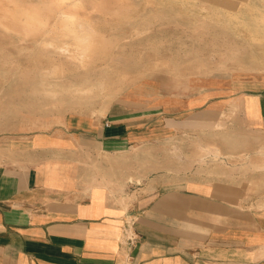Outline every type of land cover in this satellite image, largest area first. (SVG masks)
I'll return each instance as SVG.
<instances>
[{"label": "crops", "instance_id": "crops-1", "mask_svg": "<svg viewBox=\"0 0 264 264\" xmlns=\"http://www.w3.org/2000/svg\"><path fill=\"white\" fill-rule=\"evenodd\" d=\"M212 90L0 144V264H264V86Z\"/></svg>", "mask_w": 264, "mask_h": 264}, {"label": "rangeland", "instance_id": "rangeland-1", "mask_svg": "<svg viewBox=\"0 0 264 264\" xmlns=\"http://www.w3.org/2000/svg\"><path fill=\"white\" fill-rule=\"evenodd\" d=\"M92 1H85V5L75 10V13L91 19L97 30L106 37L119 40L113 55L114 61L123 64L127 70L131 68V73H137L150 63L161 65L166 61L167 66L157 68L151 76L140 78L135 88L128 89L130 87L125 83L119 85L120 89L113 91L109 97L98 95L86 102L66 97L52 101L35 92L41 79L40 71L54 64L74 70V65L64 55H53L40 49L35 50V53L40 56L43 53V56L38 60L32 58L29 52L20 49L27 47V50L32 51L36 47L33 43H20L10 33L0 29V74L4 75L0 80V144L14 137L26 138L54 131L71 118L77 120L105 115L109 107L120 102L126 92L193 97L204 91L214 92V85L230 93L259 90L264 86V69L260 72L231 71L237 59L245 57L250 47L256 46L245 41L235 28L227 25L225 17L220 18L222 24L209 23L208 19L202 24L208 11L223 16L237 14L250 23L255 21L251 16L258 15V10L255 9L253 14L238 9L243 0H192L181 4H167L163 0H156V4L150 0H119V3L122 1L132 6L133 11L127 19H116L111 14L94 10ZM246 1L264 8V0ZM5 5L10 7L11 3ZM216 62L226 64L228 70H210ZM199 64L209 70L187 73V69ZM80 75H83V71L78 70L73 77ZM48 80L54 82L53 79ZM227 138H231L230 134L226 135Z\"/></svg>", "mask_w": 264, "mask_h": 264}, {"label": "bare ground", "instance_id": "bare-ground-1", "mask_svg": "<svg viewBox=\"0 0 264 264\" xmlns=\"http://www.w3.org/2000/svg\"><path fill=\"white\" fill-rule=\"evenodd\" d=\"M85 1L87 0H61L60 4V0H37V2L0 0V29L10 33L12 38H17L20 43L31 42L36 46L32 51L27 50V47L21 48V51L29 52V56L35 59L43 56V53L41 56L35 53L37 49L53 55H64L74 65V70L65 65L54 64L40 71L41 79L35 92L52 101L66 97L73 101L86 102L98 95L109 97L124 83L130 87L128 89L135 88V83L140 78L151 76L157 68L167 66L166 61H163L161 65L150 63L144 69L135 70L137 73H131L129 72L131 68L127 70L123 64L114 61L113 55L119 40L106 37L103 32L97 30L91 19L82 18L75 13V10L85 5ZM163 1L167 4L172 2L181 4L192 0ZM150 2L157 3L156 0H150ZM6 3H11L10 7H7ZM92 8L100 13L111 14L116 19H127L133 11L130 4L122 1L119 3V0H93ZM238 9H244L253 14L256 9L259 13L251 16V19L255 21L250 23L237 14L223 16L221 13L208 11L202 24L206 23V19L212 24H222L220 18L226 17L227 25L235 28L245 41L256 46L250 47L245 57L238 58L231 71L260 72L264 69V8L245 1L239 5ZM212 67L210 70H228L227 65L220 62L213 63ZM78 70L83 71V75L73 77ZM208 70L206 66L199 64L186 71L191 74L204 73ZM2 76L4 77L0 74V80ZM48 79H53L54 82H49Z\"/></svg>", "mask_w": 264, "mask_h": 264}, {"label": "built area", "instance_id": "built-area-1", "mask_svg": "<svg viewBox=\"0 0 264 264\" xmlns=\"http://www.w3.org/2000/svg\"><path fill=\"white\" fill-rule=\"evenodd\" d=\"M132 226H133L132 223H128L125 229L126 241L131 245H133L136 242V234Z\"/></svg>", "mask_w": 264, "mask_h": 264}]
</instances>
